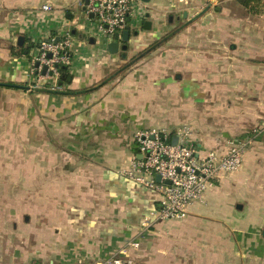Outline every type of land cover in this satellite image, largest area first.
I'll return each mask as SVG.
<instances>
[{"label": "crops", "instance_id": "obj_1", "mask_svg": "<svg viewBox=\"0 0 264 264\" xmlns=\"http://www.w3.org/2000/svg\"><path fill=\"white\" fill-rule=\"evenodd\" d=\"M145 2L137 34L115 40L123 56L86 30L78 0H0V83L42 87L30 83L36 43L67 31L66 88L78 91L0 86V122L6 101L13 120L26 115L31 133L41 132L29 137L43 142L46 164L28 173L43 181L26 187L47 208L42 219L16 220L6 246L0 236V264H264L257 225H242L250 202L219 199L227 174L183 219L155 220L158 194L124 173L139 130L187 125L200 152L250 136V157L264 133L251 134L264 119V0Z\"/></svg>", "mask_w": 264, "mask_h": 264}, {"label": "built area", "instance_id": "obj_2", "mask_svg": "<svg viewBox=\"0 0 264 264\" xmlns=\"http://www.w3.org/2000/svg\"><path fill=\"white\" fill-rule=\"evenodd\" d=\"M86 20L87 31L104 41L118 40L125 29L138 31L147 5L143 0H78ZM44 9H49L43 6ZM117 35V38H115ZM70 36L66 31L57 37L41 39L31 58L30 83L56 80L59 64L71 63ZM46 67L45 74L41 71ZM264 119L253 127L251 134H258ZM191 130L187 125L175 129L139 130L133 134L136 154L124 173L133 181L158 194L155 220H180L187 216L188 207L203 199L204 192L225 174L237 171L252 137H232L226 141L225 150L208 149L200 152L190 141ZM174 136L176 140L173 141ZM140 155V157H139ZM159 175L157 181L155 176ZM168 181V183H166ZM149 217L143 224H149ZM137 248L136 242H130ZM125 248L122 252L125 253ZM106 263L124 264L122 257L105 260ZM129 264V261L126 262Z\"/></svg>", "mask_w": 264, "mask_h": 264}, {"label": "rangeland", "instance_id": "obj_3", "mask_svg": "<svg viewBox=\"0 0 264 264\" xmlns=\"http://www.w3.org/2000/svg\"><path fill=\"white\" fill-rule=\"evenodd\" d=\"M151 46L145 51H148ZM6 103L5 101L3 121L0 122V236L6 237L5 246L16 220L21 221L26 214L35 221L38 218L42 219L43 211L46 212L47 209L42 205V200L32 198V192H28L26 187L29 182L43 181L42 173L37 172L33 175L28 173L29 167L37 168L42 172L46 164L43 142L38 140L33 142L29 137L39 139L42 137L41 132L38 133L35 130V134L31 133L27 126L26 115L13 120L14 112L8 109L10 104L6 106ZM250 149V157L243 158L240 168L226 175L225 181L231 187L225 188L220 193L219 199L231 200V198H238L241 194L240 197L244 196L247 202H250L249 209L244 211L242 225L245 227L257 225L255 231L259 233L261 240L259 248L264 249V243H262L264 241L262 236L264 230V133L255 140V145ZM56 160L59 161V158ZM28 201H31V205L35 204L30 206ZM263 260L264 257L261 261Z\"/></svg>", "mask_w": 264, "mask_h": 264}, {"label": "trees", "instance_id": "obj_4", "mask_svg": "<svg viewBox=\"0 0 264 264\" xmlns=\"http://www.w3.org/2000/svg\"><path fill=\"white\" fill-rule=\"evenodd\" d=\"M169 33H167V34H169ZM157 41H159V40H157ZM36 45H38V43H36ZM141 53L142 52H139L137 55H140ZM137 55H135L134 57H136ZM69 67H70L69 64H59L58 65L59 75H58L57 79L53 80V81H49V82L46 81V82L42 83L41 86L44 89H49L50 90L49 92H52V93H64V92L65 93H77L78 91H75V90L73 91V90L66 88V86L71 82V79H72V74L69 70ZM59 82H61L60 85L58 84ZM8 83L9 84H1L0 83V86L10 87V88H20L17 85H23L22 83L16 84V82H8Z\"/></svg>", "mask_w": 264, "mask_h": 264}, {"label": "water", "instance_id": "obj_5", "mask_svg": "<svg viewBox=\"0 0 264 264\" xmlns=\"http://www.w3.org/2000/svg\"><path fill=\"white\" fill-rule=\"evenodd\" d=\"M144 1H148V0H144ZM146 16H147V14H146ZM150 26H151V22L149 20H146L144 22V24H143V27L145 29H149ZM134 33L137 34V31H135ZM129 35H130V31L128 29L123 30L122 35H121V41L122 42H126L128 40V38H129ZM115 38H117V35H115ZM22 41H23V36H19L18 39H17V44L18 45H21L22 44ZM125 47H126L125 45H120V43L118 41H115V40H113V41L111 40L107 44V49H108V51L110 53H116L119 50H121L123 56L126 55V52L124 50ZM45 72H46V67H43L41 73L42 74H45ZM58 84L60 85L61 82H59ZM17 86H19L20 88H25V89H29V90H35V91H41V90H43V88L42 87H39V86H32V87L31 86H25V85H17ZM175 140H176V138L174 137L173 138V141H175ZM139 157H140V155H139ZM155 179L157 181H159L160 176L159 175H156L155 176ZM166 183H168V181H166ZM262 234L264 236V230L262 231ZM81 264H85V263H81Z\"/></svg>", "mask_w": 264, "mask_h": 264}]
</instances>
